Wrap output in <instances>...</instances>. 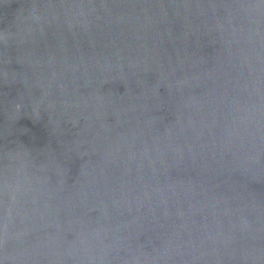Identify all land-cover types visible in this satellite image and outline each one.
I'll return each instance as SVG.
<instances>
[{
	"label": "water",
	"instance_id": "water-1",
	"mask_svg": "<svg viewBox=\"0 0 264 264\" xmlns=\"http://www.w3.org/2000/svg\"><path fill=\"white\" fill-rule=\"evenodd\" d=\"M239 3L259 0H0V109L7 98L4 94L20 87L14 78L26 70L43 69L54 96L67 101L64 127L69 141H75L88 124L103 123L113 134L135 129L143 133L132 149L138 154L169 131L175 136L180 100L175 80L196 74L183 89L193 104L195 127L188 131L192 141L198 138L205 144L221 134L243 132L242 117L259 115L264 121V31L238 33L228 44L218 30L208 31V25L215 24L214 11L223 14L214 5ZM72 5L85 6L88 26L69 23L71 17L64 13L73 9L60 6ZM41 15L46 19L37 22ZM145 35L150 42L155 37L156 51L165 63L184 60L183 70L163 78L157 71L132 68L127 62L122 71L102 75L92 67L117 48L135 56ZM229 50L231 57L226 59ZM46 123L47 117L24 118L16 142L8 146L7 160L0 138V240L7 224L10 257L17 255L14 245L26 250L20 260L10 258L9 264H74L56 258L45 245L63 246L74 241L81 229L109 223L100 198L93 199L86 183L100 158L97 153L81 155L70 144L59 168L41 170L45 160L41 156L28 165L29 178L18 181L17 152L22 147L34 154L42 148L48 140ZM257 152L252 172L243 175L202 173L198 163L167 171L158 167L153 173L147 160L137 155L113 159L97 180L101 193L114 192L116 199L124 194L131 198L144 184L166 189V201L154 211L135 200L131 210L121 205L118 220L139 233L137 243L144 251L156 254L154 247H161L158 233L167 232L172 241L168 264H252L246 259L251 245L256 250L252 254L264 259V231H257L264 228V144L259 140ZM189 181L193 190H182ZM107 212L115 216L111 201ZM245 222L248 228L241 230Z\"/></svg>",
	"mask_w": 264,
	"mask_h": 264
},
{
	"label": "clouds",
	"instance_id": "clouds-1",
	"mask_svg": "<svg viewBox=\"0 0 264 264\" xmlns=\"http://www.w3.org/2000/svg\"><path fill=\"white\" fill-rule=\"evenodd\" d=\"M71 8L73 11L65 12L70 16L69 23L75 22L85 26L89 25L87 16L83 12L84 5L60 6ZM214 9H223V14L213 13L215 24L208 25V31L218 30L221 38L226 44L231 43L236 35L247 36L251 32L260 33L264 31V0L259 3H239L214 5ZM59 16L60 13H57ZM46 19L41 15L36 17L37 22ZM147 27V26H145ZM187 35V34H185ZM152 42L148 35L143 37V43L139 45V50L135 56L124 55L123 50L117 48L110 57L103 60H96L92 66L101 75L113 71H122L127 62L129 67L143 71L154 70L161 74L163 78L174 77L178 68L183 70L185 61L179 60L177 65H173L171 59L167 63L156 51L155 37ZM231 57V51L226 52V59ZM4 83H9V73L7 69L3 73ZM197 78L196 74L185 75L183 79L175 80V88L180 93V100L176 107V121L174 127L177 128L175 136L169 134L160 142L155 143L151 148L145 145L137 154L132 151L135 147L137 137L143 135L131 129L130 133L115 132L109 126L101 123L99 125L88 124L78 134L75 141L67 139V130L64 127L66 122L67 101L58 100L52 92V82L44 75L43 69H30L22 72L14 82L20 87L12 93H5L7 97L0 109V138L5 142L4 156L8 158V146L16 142L19 132V124L24 118L29 117L34 121L47 117L46 129L48 132L47 143L34 154L20 148L17 152L18 160V181L27 180L28 165L37 158L44 156V162L39 166L41 170L55 169L60 166V157L68 151L69 145L73 144L75 150L81 155L89 153L99 154V160L92 165L88 173L86 183L92 189L93 199L100 198L104 205L105 215L109 223L103 228H84L78 232L74 241H67L62 246L57 242H50L45 245L51 254L58 259H70L74 264H168L172 259V241L167 232L158 233L161 247H154L156 254L144 251L143 245L137 243L139 233L135 234L131 230L128 222H120L119 215L121 205L129 206L135 200L143 206L145 203L149 209L154 211L155 206L166 201V189L159 185L144 184L134 196L129 198L124 194L120 199H116L114 192L110 195L107 191L103 194L100 191L98 175H103L104 168L118 156L123 159H132L139 155L140 159L147 160V166L155 173L159 168L167 171L169 168L184 165L199 164L203 172H228L239 173L241 175L252 172L254 163L259 158L257 152V141L264 144V121L259 115L242 117L245 127L243 132H228L221 134L218 139L209 143L201 144L193 142L188 135V131L195 127L193 118V104L189 97L183 95L185 85ZM171 87V85H170ZM90 136V139H89ZM29 157L28 160L25 158ZM8 165H5V186L7 187ZM23 172V177L19 173ZM184 191L193 190L192 182ZM172 195L177 194L176 189H172ZM89 193H85V197ZM226 200L227 197H221ZM108 201L116 207L115 216H109L107 212ZM167 215V213H165ZM235 223L232 227H235ZM160 227H163L162 225ZM247 222L241 230H247ZM264 231V228L257 229ZM4 249V258L0 264H9V259L20 260L26 250H20L19 245H14L17 255H9V236L7 224L4 228V235L0 240ZM255 246L248 249L249 255L246 259L255 264L256 260L264 259L259 255H254Z\"/></svg>",
	"mask_w": 264,
	"mask_h": 264
}]
</instances>
